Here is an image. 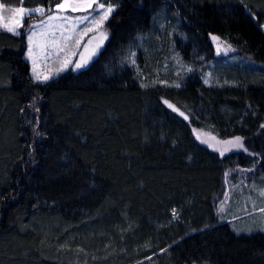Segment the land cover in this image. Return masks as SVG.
Wrapping results in <instances>:
<instances>
[{
    "label": "trees",
    "instance_id": "obj_1",
    "mask_svg": "<svg viewBox=\"0 0 264 264\" xmlns=\"http://www.w3.org/2000/svg\"><path fill=\"white\" fill-rule=\"evenodd\" d=\"M98 3L115 7L102 47L46 83L30 76L24 29L0 30V264H264V232H235L213 200L226 167L232 182L235 169L264 173V0ZM210 35L252 66L213 67L204 83ZM172 43L192 72L164 82ZM194 127L243 137L254 155L221 156Z\"/></svg>",
    "mask_w": 264,
    "mask_h": 264
},
{
    "label": "rangeland",
    "instance_id": "obj_2",
    "mask_svg": "<svg viewBox=\"0 0 264 264\" xmlns=\"http://www.w3.org/2000/svg\"><path fill=\"white\" fill-rule=\"evenodd\" d=\"M69 2L71 3L72 0H69ZM97 2H98V0H97ZM19 7H21V6H19ZM19 7L5 6L6 9H15V8H19ZM106 7H107V5H105V8ZM23 8H25V7H23ZM35 8H38V7H35ZM35 8H25V9H35ZM41 8L45 9L44 7H41ZM90 11L91 10H89V12H84V11L73 12V11L68 10V11L61 12L60 15L61 16H68V17L75 19L77 17H83L85 15H89ZM0 14H2V16H3V22L4 23H10L11 22V17H12L11 12L3 11ZM40 16H42V15L34 14L30 18H27V17L24 18L23 23H24L25 27L22 29H24V31L27 32L28 31V25L30 23H39L41 20H46L47 15L43 16V17H40ZM95 19L99 20V16H95ZM106 21H104L103 24L100 25L98 29L94 23L93 24L85 23V24L78 25L76 32L73 33L74 39L72 42H70L72 45V50H75L78 53L81 51L82 47L77 49L74 46L75 40L80 39L81 45L87 44L88 45V52H91L92 49L95 47L96 43L98 42V39L101 37V34H106V38L109 36V28L106 27ZM63 23H64V21L59 20V19L51 21L52 30H55L57 32V35H59V28ZM89 27H92L93 29H95V32H89L88 35L85 36L84 32H86ZM262 28L264 30V26H262ZM0 30H2V29H0ZM37 31H39V29H37ZM93 36H95V38L92 39V43H90V46H89L88 40L90 38H92ZM210 36H212V35H210ZM81 37H82V39H81ZM179 37L181 38L180 35H179ZM104 41H105V39H104ZM158 41L160 42V40H158ZM210 41L214 47V53H215L216 58H214V60H209V61L204 60L203 62L201 61V63L199 65H197V67H195V71H197V72L200 71L198 73L200 75V77H201L202 73L205 71V73L202 75L203 81L205 79L211 78V76L213 74L212 68L213 67L216 68V66H219L220 68H226V65H228L230 67L240 66V68H242L244 70L247 68H250L252 66V62L250 63L245 58H243V56L237 54L236 50L230 44H228L226 41H224L223 39H221V41L224 42V44H226V45H230L231 49H232L231 51H228V52L221 51L220 54H217L216 43L213 42L211 39H210ZM147 44H148V42H147ZM172 46L173 47H171L170 51L166 54L167 55L166 58H164V60L161 62L160 73H163V75H161L160 78L164 82H166V81H168V79H170L169 76L165 75L167 71L178 72L180 74L179 78H182L185 73L192 72V68L189 67L188 65H186L182 61L178 52L174 49L173 43H172ZM141 48H143L142 36L136 37L132 43L131 53H129L126 56V59H125L126 64L125 65L128 64L127 66H129V65L135 66L130 61H131V59L136 58V56H135L136 55V53H135L136 49L139 50ZM158 50L162 51L164 54V52L166 51V48L161 47ZM26 51H27V48H26L25 53H24L25 59H26ZM83 51H84V49H83ZM154 52H155L154 50H153V52L147 51L148 55H150V56H153ZM132 53L135 54L134 57L131 56ZM87 55H88V53L86 52L85 56H87ZM64 59H71L73 61H76V60H78V56L73 57L70 55V52H66V53H62L60 55L59 59L54 58V59L49 60L47 62H45L44 58L42 56H40L37 59V71L40 72L42 75H48L50 72H54L55 69L60 66V63ZM200 60H202V58ZM27 62L29 63L30 76L34 80V78L32 76V63L30 60H27ZM73 67H74V64L69 65L67 70H71V69H73ZM134 69L138 70V67H134ZM189 69H191V71H189ZM67 70H65V71H67ZM65 71L60 72L58 75H55L51 79L56 78L57 76L61 75ZM179 113H180V111H179ZM194 129H197L198 134H200L201 137L204 139H207L210 137H215L216 140L223 141V140H231L234 137H236V136H234V137L228 138V139H220V138H217L216 136H214L213 134H211L210 132L202 130L198 127H194ZM194 135H195V137H197V134L194 133ZM245 142H246V140L244 139V145H245ZM212 143L215 144V141H212ZM204 145L209 146L208 144H204ZM245 147L247 148V146H245ZM210 148H213V147H210ZM217 152H219V151H217ZM258 162L260 163V158H258ZM241 170H243V169H235V174L237 175L236 182L235 181L232 182L230 180V178L228 179V176H225L224 187H222L220 192H218L216 195L213 196L214 201L217 202V208H219L221 203H224V206H225L224 213L221 214L218 212L219 218L221 220L226 221V222H230V226H231L232 230H234L237 233H254L256 231L264 232V214H261L258 211L259 208L264 207V197L259 195L260 190L264 189V173H258L256 175L255 170L256 171L259 170L257 167H254L252 171H241ZM253 204L255 205V208L257 209V211H253ZM245 208H247L248 214H246L245 211L243 210ZM221 217H223V218H221ZM234 217H238V218L233 219Z\"/></svg>",
    "mask_w": 264,
    "mask_h": 264
},
{
    "label": "snow or ice",
    "instance_id": "obj_3",
    "mask_svg": "<svg viewBox=\"0 0 264 264\" xmlns=\"http://www.w3.org/2000/svg\"><path fill=\"white\" fill-rule=\"evenodd\" d=\"M23 0H21V3ZM55 4V7H50L48 9L49 15H47L46 20H41L39 23H30L28 25V31L25 33L26 35V59L30 60L32 63V76L37 83H46L48 80L53 78L55 75H58L60 72L67 70L69 65L74 64L73 70H79L83 67H86L89 61L95 56L100 47H102L104 39H106V34H101V37L98 39L95 47L92 49L91 52H88V45L84 44L81 45V40L77 39L74 42L75 48L83 47V52H77L72 50V45L70 42L73 41V33L76 32L77 26L80 24H95L97 29L100 25L103 24L104 21L108 19V17L115 11V7L112 4H109L105 8V4L98 3L97 0H72L70 3L69 0H52ZM95 5V6H94ZM84 11L89 12V15H85L83 17H77L75 19L68 17V16H61L60 13L64 11ZM3 11L11 12V22L4 23L3 16L0 14V29L11 33L14 36L21 35V29L25 27L23 21L24 18H30L34 14L44 15L45 9L38 7L35 9H25L23 7L15 8V9H6L3 3H0V13ZM95 16H99V20L95 19ZM63 20L64 23L59 28V35L55 30H52L51 21L53 20ZM39 29V31H37ZM89 32H95V29L89 27L84 35H88ZM95 36L88 40V44L92 43V39ZM82 39V37H81ZM210 39L216 43V51L217 54H220L221 51L228 52L231 51V46L224 44L221 41L220 37L212 35ZM50 49V50H49ZM70 52V55L75 57L79 56V59L73 61L71 59H64L60 66L55 69L54 72H50L48 75H42L40 72L37 71V59L42 56L45 62L52 60V59H59L62 53ZM88 53L85 56V53ZM134 53L131 56L134 57ZM133 65H135V59H131L130 61ZM191 71V69H189ZM204 83H209L208 79L204 80ZM148 85H142V87H147ZM175 87H180L179 83L174 85ZM169 108H172L174 111H179L176 109L172 104L168 103V101H163ZM179 115L183 116L184 119H188L187 116L184 115L183 112H180ZM38 124V121H37ZM261 128L264 129V125H261ZM193 132L197 134V139L201 141V143L208 144L210 147H213V150L219 151L221 156H224L226 153L238 150L244 151L249 155H254L248 151V148L244 145V138L236 136L231 140H216L215 137H210L204 139L198 134L197 129H193ZM215 141V144L212 143ZM253 169H243L241 171H252ZM227 176L228 173H225ZM226 195V194H225ZM260 196L264 197V189L260 190ZM226 203V202H225ZM246 214H248L247 208L243 209ZM225 206L224 203H221L218 212L224 213ZM253 211H257L255 205L253 204ZM259 213L264 214V207L258 209ZM178 213L175 209H173V218H176ZM223 218V217H221ZM238 217H234L233 219H237ZM239 231V230H238ZM163 251V250H162Z\"/></svg>",
    "mask_w": 264,
    "mask_h": 264
},
{
    "label": "water",
    "instance_id": "obj_4",
    "mask_svg": "<svg viewBox=\"0 0 264 264\" xmlns=\"http://www.w3.org/2000/svg\"><path fill=\"white\" fill-rule=\"evenodd\" d=\"M78 59H79V56H78ZM225 173H229V168L228 167H226L225 168V170H224V172H223V176H222V187H224V178H225ZM228 176V175H227ZM222 187H221V189H222ZM220 189V190H221ZM220 190H219V192H220ZM215 212H218V208H217V202H216V204H215Z\"/></svg>",
    "mask_w": 264,
    "mask_h": 264
},
{
    "label": "bare ground",
    "instance_id": "obj_5",
    "mask_svg": "<svg viewBox=\"0 0 264 264\" xmlns=\"http://www.w3.org/2000/svg\"><path fill=\"white\" fill-rule=\"evenodd\" d=\"M214 200V199H213Z\"/></svg>",
    "mask_w": 264,
    "mask_h": 264
}]
</instances>
